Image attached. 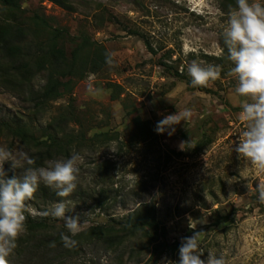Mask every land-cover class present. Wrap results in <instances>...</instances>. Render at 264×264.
I'll return each mask as SVG.
<instances>
[{"label": "rangeland", "instance_id": "1", "mask_svg": "<svg viewBox=\"0 0 264 264\" xmlns=\"http://www.w3.org/2000/svg\"><path fill=\"white\" fill-rule=\"evenodd\" d=\"M68 3L70 11L48 0H23L21 9L25 17L37 13L53 27L95 42L91 56L102 65L94 73L95 86L105 94L88 95L86 76L70 94L36 112L28 97L41 90L45 74H37L29 84L16 76L8 80L6 61L0 56V122H29L37 131L71 104L85 127H93L87 139L108 138L85 144L78 152L83 156L78 186L65 199L74 208L67 215L80 216V233L120 221L142 202L155 209L159 242L166 246L157 264H179L182 239L195 232L201 233L202 259L213 252L223 255L226 264H264V203L255 190L264 183V172L233 150L244 127L239 118L244 98L237 97L236 80L228 75L234 64L222 32L229 8L236 5L228 0ZM12 17L0 6L1 22ZM106 52L116 54L112 67L105 63ZM193 60L222 66L221 78L208 87L210 92L191 90L173 77L176 69L187 74ZM185 108L191 109L192 118L175 125L172 135L155 131L158 121ZM138 121L148 123L140 129ZM0 146L33 153L31 146L6 133H0ZM4 167L9 174L10 165ZM40 186L46 197L36 192L27 201L29 216L44 221L53 236L71 235L62 220L44 215L60 198L43 183ZM94 237L76 238L80 247L69 254L58 247L31 248L10 259L12 264H143L151 256V247L142 238L108 247Z\"/></svg>", "mask_w": 264, "mask_h": 264}, {"label": "clouds", "instance_id": "2", "mask_svg": "<svg viewBox=\"0 0 264 264\" xmlns=\"http://www.w3.org/2000/svg\"><path fill=\"white\" fill-rule=\"evenodd\" d=\"M223 27V42L228 59L234 64L228 75L236 80L235 94L244 98L241 103L240 121L244 125L239 132L238 144L233 149L257 170L264 172V3L261 0H236L230 7ZM223 52V49H221ZM114 52L105 53V63L114 66ZM222 66L203 65L193 60L187 66L191 86L206 88L221 78ZM86 93L97 97L105 94L103 88L95 86V76L87 75ZM191 109L185 108L169 114L157 122L155 131L172 135L175 125L192 118ZM10 165L13 175L5 171ZM83 156L73 151L68 158L53 159L45 166H36L35 157L28 150H12L0 146V264H12L11 257L17 248L18 239L26 232V213L30 211L27 201L31 200L43 183L60 199L44 215L62 220L71 235L60 233L63 246L72 249L77 241L72 239L83 230L80 216H69L70 197L77 189L80 165ZM17 169L22 174L17 175ZM258 200L264 203V183L256 186ZM201 233L182 239L179 247V264H226L223 257L208 252L202 259ZM55 247V242L50 245Z\"/></svg>", "mask_w": 264, "mask_h": 264}, {"label": "trees", "instance_id": "3", "mask_svg": "<svg viewBox=\"0 0 264 264\" xmlns=\"http://www.w3.org/2000/svg\"><path fill=\"white\" fill-rule=\"evenodd\" d=\"M22 1L0 0L3 12L13 14L12 21H0V56L6 61L4 69L8 77L4 76V78L8 80H11L9 77L16 76L23 83L29 84L37 74H45V84L41 90L31 91L28 97V101L33 103L34 110L41 112L46 109L48 103L70 94L76 83L83 80L89 73H98L102 65L91 56L90 51L95 42L89 36L84 34L72 36L65 29L53 27L48 19L37 13L25 17L21 9ZM48 1L67 11L72 9L68 0ZM228 1L231 6L236 5V0ZM41 36L44 38L40 39ZM149 49L151 50L150 47ZM164 66L170 68L167 65ZM172 75L184 81L191 90L210 92L208 87H192L191 78L184 71L179 72L176 69L173 70ZM83 121L84 119L78 116L70 104L62 113L53 117L47 126L37 131L29 122H0V133H6L31 146L36 166H44L46 161L68 158L73 151L79 152L85 144L89 143L93 146L95 142L108 140V138L102 141L87 139L86 135L93 127L89 126L90 124L85 127ZM147 123L138 121L136 125L142 129ZM185 138L184 148L187 149L189 141L186 136ZM176 155L180 157L183 153L179 152ZM98 169H101V166ZM8 175L11 176L13 173L10 172ZM36 192H39L42 198L46 197V191L41 186ZM32 200L33 198L29 201ZM26 217L27 230L24 238L18 239L14 255L31 248H45L52 251L54 249L50 246L52 242H55V247L61 248L64 254L76 251L80 247L77 243V246L72 249L65 248L60 233L53 236L50 232L52 228L44 221L32 219L28 212ZM94 236L108 247L120 245L125 239L146 240L151 247V256L143 264H157V259L166 248L159 242V222L155 209L142 202L122 220H112L107 225L91 227L76 238L86 237L92 241ZM76 238L72 237L77 240ZM33 242L36 243L33 244Z\"/></svg>", "mask_w": 264, "mask_h": 264}]
</instances>
